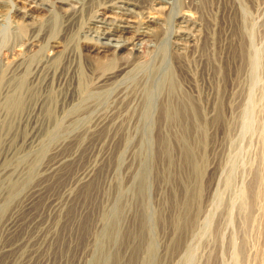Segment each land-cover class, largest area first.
<instances>
[{"label": "rangeland", "instance_id": "1", "mask_svg": "<svg viewBox=\"0 0 264 264\" xmlns=\"http://www.w3.org/2000/svg\"><path fill=\"white\" fill-rule=\"evenodd\" d=\"M32 1L37 0H2L0 14L12 20ZM198 1L197 6L181 0L175 11L194 13L208 43H199L182 59L168 50L165 61L177 69L178 90L192 96L201 110L181 121L166 114L170 97L164 90L145 112L146 73L159 60L146 44L142 71L132 65L116 76L112 71L134 64L135 57L128 53L114 62L110 54L93 49L90 27L109 0H81L76 12L57 3V21L51 18L54 12L33 9L43 22L38 30L28 25L23 33L0 35V100L15 72L27 78L23 111L12 115L0 105V264H89L97 235L108 225L106 213L117 201L124 210L119 239L102 242L112 254L110 264H185L191 246L196 258L186 264H234L231 237L243 246L239 264H264V0H241L262 56L254 85L259 121L250 133L240 121L251 88L248 59L238 47L243 17L233 3ZM132 2L144 14L165 16L154 12L155 0ZM157 29L165 36L172 31L167 24ZM28 38L38 46H22ZM54 46H59L56 59L45 61ZM85 87L91 93L87 99ZM55 124L61 136L49 142L47 132ZM43 144L49 145L45 152ZM58 146L59 155L72 158L57 172L45 173ZM146 160L151 177L147 192L140 193ZM87 169L92 175L76 183ZM30 176L25 189L13 194L10 180ZM39 183L44 191L27 207L28 191ZM243 185L248 187L244 204L239 202ZM57 203L62 205L57 208ZM145 204L155 218L153 256L142 223ZM184 214L194 221L180 227Z\"/></svg>", "mask_w": 264, "mask_h": 264}, {"label": "bare ground", "instance_id": "2", "mask_svg": "<svg viewBox=\"0 0 264 264\" xmlns=\"http://www.w3.org/2000/svg\"><path fill=\"white\" fill-rule=\"evenodd\" d=\"M114 1L115 0H109L110 5L108 6L110 7L106 6L105 8H107V10L102 13L101 16L98 15L94 20V26L90 27V33L95 40L93 49L96 51V54H110L111 57H113L112 61L118 59L124 54L129 53L130 56L135 57V63L131 65H122L118 69L112 71L111 76H116L118 71L119 73H121V71L132 67V65H134L133 68L138 67L141 70L143 66L141 65L142 62L140 63L139 60L143 58L142 46L146 44L149 50L154 52V57L156 56V58H159V60L157 59L154 65H152V67L150 68L149 73H146L144 99L145 112H148L150 108L153 107L155 98L164 90L170 97V100L165 105V112L170 118L181 121L183 117L186 118L190 114L199 115L201 110L200 107L194 102V98L188 94L181 93L178 90V87L176 85L177 83L175 84V71H177V69H169L168 64L165 62L168 50H171L172 54H176L179 58L182 59V55L197 51L199 43H208L209 36L200 28L196 15L190 11L182 12L181 9L175 11L177 7L180 8L181 0H155L156 4L153 8L154 12L160 13V15L165 14L164 18L156 14H144L141 6L132 2V0ZM224 1L233 3V7L239 10L238 12H241L240 16L243 17L241 25L244 33L242 32V39L240 38V44L238 43V47L240 48V52L246 55V58L248 59L247 70L251 88L249 89L248 95L246 97L245 105L240 111V121L245 127V130H249L250 133V131H256L255 129L259 121L256 117L255 96L257 89H255L254 85L257 83L258 71L261 67V50L255 43L256 40L254 38V27L248 21L247 16H249V12L247 11L246 7H243L241 0ZM1 2L2 0H0V3ZM57 3H60L62 5L68 4V10L71 12H76V10L81 8L82 5L81 0H37L29 2L27 3V6L18 8L17 11H19V14H16L15 17L12 18V20L11 16H4V14H0V35L4 37H6L7 35L9 36V34L13 30L15 31L14 33L17 34L23 33L27 29L28 25L34 31L38 30L43 22H40L39 19L37 20L34 17L33 9L45 11L49 14L54 12L51 18L53 19V21H57L59 19V16H57V9L61 8L60 6H57ZM193 3L198 6L200 4V1L193 0ZM143 14L145 16H143ZM165 17L171 19H167ZM166 24L172 27V31L168 36H165L166 32L164 30L157 29V27H163L164 29ZM247 34L249 35L247 36L249 37V39L246 42L245 36ZM21 45L30 49L38 46V44L31 38L25 39ZM55 50L59 52V46H54V50H50L44 54L45 61H53L56 59ZM223 69L224 67L222 66L219 69V72H222ZM16 73L17 72H15L13 74V77L11 78V86L7 87L5 90L6 96L0 100V105L12 115L22 112L26 104L24 96L27 89V78L26 76H23V72L20 74ZM263 85L264 83L262 84V86ZM90 95L91 93L88 92L85 87V99L89 98ZM221 107L222 106L220 104L217 105V111H219V114H221ZM55 126L47 132L49 142L50 140L52 141L61 136V127ZM201 126L202 128H205V126H207V123H203L201 124ZM40 147V150L45 152L47 151L49 145L43 144ZM60 148L58 146L53 149L55 152L54 155H56L54 156L55 158L53 159V162H50L44 169L45 173L57 172L64 163L68 162L72 158V156L59 155ZM142 165V170L140 169L142 177L141 184L139 186L140 193H143V191L147 192L149 180L151 177V165L147 163V160L144 161ZM92 170L87 169L84 172L83 176H80L76 179V183H82L86 178H89L92 175ZM229 174L231 176L234 175V170H230ZM31 176L28 180L23 182H15L13 180H10V189L12 193L16 195L22 192L25 185L30 181V179H32ZM43 191L44 187L40 183L39 185L32 186L29 189L27 195V207L33 205V203L37 200L38 196ZM247 194L248 187L246 185H243L239 193V202L244 204ZM117 202L111 209V211L109 213H106L105 218L108 219V225L97 235V250L95 256L89 264H110L112 254L105 251L104 247L102 246V242L104 238L114 242H117L119 239V226L121 225V220H123L121 219V217L123 216L124 210L122 204ZM61 205L62 203H57L56 207L58 208ZM144 210L145 211L142 217V223L148 234H150V239L148 241V253H150V256H153L155 252V238L151 237V235L154 232L155 218L148 204H145ZM193 221V217H191L189 214H184L179 220V226H186L188 223H192ZM210 222L211 216L208 217V225L210 224ZM231 222H233L232 218ZM17 223L18 220H15L13 226H16ZM230 247L231 252L233 253V263L239 264V256L243 252V246L236 240V238L234 239L233 237H231ZM11 249L12 247H4L2 251L9 252L11 251ZM194 249L195 247L191 246L188 247L185 251V264L192 262V260L196 258ZM223 264L227 263L224 262Z\"/></svg>", "mask_w": 264, "mask_h": 264}]
</instances>
